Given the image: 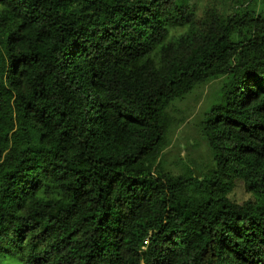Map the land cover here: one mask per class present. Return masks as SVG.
Masks as SVG:
<instances>
[{
  "label": "trees",
  "instance_id": "16d2710c",
  "mask_svg": "<svg viewBox=\"0 0 264 264\" xmlns=\"http://www.w3.org/2000/svg\"><path fill=\"white\" fill-rule=\"evenodd\" d=\"M203 1L0 0V264H264V0ZM213 80V166L166 173Z\"/></svg>",
  "mask_w": 264,
  "mask_h": 264
},
{
  "label": "rangeland",
  "instance_id": "374dc122",
  "mask_svg": "<svg viewBox=\"0 0 264 264\" xmlns=\"http://www.w3.org/2000/svg\"><path fill=\"white\" fill-rule=\"evenodd\" d=\"M234 0H204L198 6L200 14L207 5H217L230 10ZM221 80L200 85L184 99L174 101L168 109V134L159 167L173 175L186 174L188 169L205 171L213 166L212 157L201 133L205 113L218 97ZM200 174V173H199ZM201 176V174H200ZM230 198L237 204L251 200L243 182H237Z\"/></svg>",
  "mask_w": 264,
  "mask_h": 264
},
{
  "label": "water",
  "instance_id": "95a60500",
  "mask_svg": "<svg viewBox=\"0 0 264 264\" xmlns=\"http://www.w3.org/2000/svg\"><path fill=\"white\" fill-rule=\"evenodd\" d=\"M196 172V171H195ZM197 177H200V174L196 172Z\"/></svg>",
  "mask_w": 264,
  "mask_h": 264
}]
</instances>
